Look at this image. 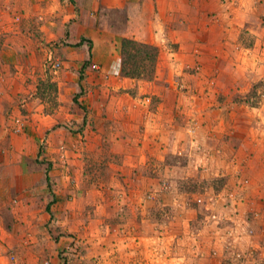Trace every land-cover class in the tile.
Returning <instances> with one entry per match:
<instances>
[{
    "label": "rangeland",
    "instance_id": "obj_1",
    "mask_svg": "<svg viewBox=\"0 0 264 264\" xmlns=\"http://www.w3.org/2000/svg\"><path fill=\"white\" fill-rule=\"evenodd\" d=\"M220 15V43L210 42L216 31L211 29L204 30V38L200 30L193 38L196 31L188 22L184 29L194 40L183 44L173 61L184 64L182 71L171 75L172 62L167 56L164 64L159 60L160 54L177 50L178 45L166 43L158 48L155 69L147 63L145 72L154 70L152 77L135 79L147 111H154L161 100L177 103L183 98L203 103L209 112L201 126L179 119L163 125L156 135L172 149L162 157L148 154L138 167L122 165L123 156L110 150L111 136L120 127L113 119L98 131L101 124L93 119L86 97L88 67L78 60L69 64L68 58L60 59L59 72H69L76 89L65 92L64 102L58 101L51 76L39 83L44 111L55 114L56 123L38 137L23 136L22 121L11 109L6 113L9 134L0 138V244L9 251L10 264H264V196L253 197V192H264V170L247 172L243 164L235 170L207 162L219 147L215 149L218 136L215 141L213 135L205 137L219 128V109L222 128L232 127L235 115L250 122L240 125L253 128L251 147L264 144V138L258 142L264 132V36L259 35L264 16L255 11L245 28L239 22L230 25L243 21V13L234 15L225 5ZM157 86L169 91L161 98L152 94ZM143 125V131L150 126ZM236 128L242 140L235 149L248 138L238 124ZM56 130L62 133L57 139ZM165 131L170 133L167 140ZM231 138L221 136L228 147ZM225 167L229 172L222 174ZM56 183L87 184L57 199Z\"/></svg>",
    "mask_w": 264,
    "mask_h": 264
},
{
    "label": "crops",
    "instance_id": "obj_2",
    "mask_svg": "<svg viewBox=\"0 0 264 264\" xmlns=\"http://www.w3.org/2000/svg\"><path fill=\"white\" fill-rule=\"evenodd\" d=\"M225 5L231 8L234 15L243 13L245 16L243 21H230L234 23H230L232 27L236 26L237 22L239 27H250L248 18L255 11L264 16V0H0V138L9 134L5 127L8 124L6 113L10 109L13 117L19 118L25 126L22 135L29 138L38 137L35 135L47 130L52 122L56 123L53 118L55 114H52V117L45 113L46 103L38 94L39 83L48 76H51L50 79L58 86V101L64 102V94L67 90L71 92L70 87H74L72 92H76L75 85L70 83L72 79L69 72L58 70L53 74L47 69L46 61L51 55L59 60L68 58L69 64H73L71 60H78L81 65L89 62L86 68L90 76L86 97L92 117L101 124L99 132L102 123L116 120L121 131L117 130L111 136L114 142L111 143L110 150L123 156L122 165L126 169L138 167L148 154L150 157H162L169 148L172 149L164 143L160 135H156L163 125L177 123L179 119L183 124L196 121L201 126L207 122L209 112L203 103L188 102L183 98L177 103L161 100L154 111H147L145 101L142 103L139 93L140 81L120 76L119 43L123 38H127L158 48L164 47L166 43L178 45L175 52L169 54L166 51L159 57L164 64L167 56L172 62L168 69L175 70L170 73L174 75L184 68L183 63L173 62L175 56L181 54L183 44L194 40L188 37V29L185 31L184 27L190 23V27L196 31L193 38L199 35V30L202 38L205 37L204 30H216L210 42L220 43L221 34L217 31L223 27L220 12ZM189 13L195 15L190 16ZM259 35L263 37L264 32ZM80 41L83 43L77 45ZM206 41L207 39L202 40ZM93 66H96L97 70ZM157 70L159 74L161 68L158 66ZM103 77L110 81H104ZM109 82L113 83L109 85ZM167 88L169 87L157 86L152 94H158L162 98L163 93L169 91L164 90ZM133 90L135 94L131 96L129 91ZM119 91L122 92L121 95L116 94ZM222 107L220 105V109ZM58 108H62L61 104ZM217 113L220 119L217 123L219 128L217 131L208 132L205 137L213 135L215 141L218 136L215 149L219 148L206 161H218L220 165L233 167L235 170L244 165V171L247 172L263 171L264 144L259 148L251 147L255 139L253 128L241 126L250 122L242 123L239 117L234 115L230 119L234 121V125L226 130L220 126L224 125L223 112L218 109ZM146 122H149L150 126L143 131L142 126ZM235 124H238L248 137L243 145L236 149L233 145L242 140V137L236 135L238 127L235 129ZM212 130H215V127ZM59 131L54 132L56 139V136L62 134ZM164 133L165 140L169 139L170 133ZM223 134L232 135L230 140L233 143L229 144V147L221 139ZM263 134L264 132L259 133V143L260 139L264 138ZM242 146L247 149L243 151ZM224 153L233 155L232 160L222 158ZM235 156L238 157L237 160ZM229 169L223 168L222 174L229 172ZM232 173L229 179H233ZM56 184V198L61 199L66 193L73 194L83 185L86 187L87 183ZM20 185L28 187L32 184ZM5 187L3 186V191ZM253 194L254 198L264 196V192ZM58 201L57 204L60 203ZM0 249V264H10L7 261L9 251L2 243Z\"/></svg>",
    "mask_w": 264,
    "mask_h": 264
},
{
    "label": "trees",
    "instance_id": "obj_3",
    "mask_svg": "<svg viewBox=\"0 0 264 264\" xmlns=\"http://www.w3.org/2000/svg\"><path fill=\"white\" fill-rule=\"evenodd\" d=\"M83 43L80 41L77 45ZM120 75L122 77L139 79L150 78L154 74L145 72L148 64L154 67L157 63L159 50L158 47L138 42L136 40L123 38L120 44ZM89 62H85L83 68L87 66Z\"/></svg>",
    "mask_w": 264,
    "mask_h": 264
},
{
    "label": "built area",
    "instance_id": "obj_4",
    "mask_svg": "<svg viewBox=\"0 0 264 264\" xmlns=\"http://www.w3.org/2000/svg\"><path fill=\"white\" fill-rule=\"evenodd\" d=\"M61 66L62 63L59 59H56L51 55L48 56V59L46 61V67L51 73L55 74L61 68ZM93 68L97 70L96 66H93ZM17 122L19 123V120H17ZM0 257H1V249H0Z\"/></svg>",
    "mask_w": 264,
    "mask_h": 264
}]
</instances>
